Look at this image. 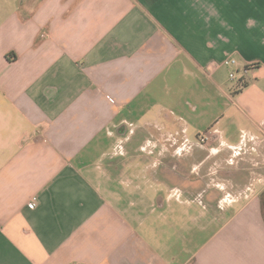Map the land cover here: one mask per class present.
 Instances as JSON below:
<instances>
[{"label": "crops", "instance_id": "0c3cea01", "mask_svg": "<svg viewBox=\"0 0 264 264\" xmlns=\"http://www.w3.org/2000/svg\"><path fill=\"white\" fill-rule=\"evenodd\" d=\"M263 192L264 0H0V264H264Z\"/></svg>", "mask_w": 264, "mask_h": 264}, {"label": "built area", "instance_id": "2783aa9c", "mask_svg": "<svg viewBox=\"0 0 264 264\" xmlns=\"http://www.w3.org/2000/svg\"><path fill=\"white\" fill-rule=\"evenodd\" d=\"M214 68H216L217 66H219V64H211ZM221 65H224L226 67L230 68L228 77L231 81L233 80H240L242 81V78L239 77V79L237 78L238 73L241 74V76H243L246 72L247 69L246 68H242L240 71H238L236 68L237 66V60L233 57H226L222 62ZM206 140V139H205ZM37 206V200L36 198L31 199V201L28 203V207L30 208H35Z\"/></svg>", "mask_w": 264, "mask_h": 264}, {"label": "trees", "instance_id": "16d2710c", "mask_svg": "<svg viewBox=\"0 0 264 264\" xmlns=\"http://www.w3.org/2000/svg\"><path fill=\"white\" fill-rule=\"evenodd\" d=\"M260 199H261V207H262V216L264 219V192L261 194Z\"/></svg>", "mask_w": 264, "mask_h": 264}]
</instances>
